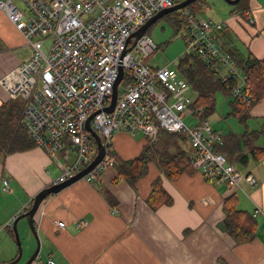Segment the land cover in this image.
Wrapping results in <instances>:
<instances>
[{"label":"built area","instance_id":"2783aa9c","mask_svg":"<svg viewBox=\"0 0 264 264\" xmlns=\"http://www.w3.org/2000/svg\"><path fill=\"white\" fill-rule=\"evenodd\" d=\"M27 13L14 0H0V11L23 37L30 57L16 66L0 84L9 98L25 102L23 127L36 147L58 160L62 172L50 187L72 178L93 158L90 127L105 149L103 160L83 180L96 181L110 165L114 135L125 131L130 137L142 134L154 144L161 132L183 134L190 167L211 183L239 190L246 183H259L250 173L242 174L215 150L222 134L213 130L202 108L194 107L191 85L168 66L152 68L148 61L158 49L143 34L132 47L131 36L175 0H20ZM186 52L195 54L204 67L231 91L240 104L250 105L247 77L218 43L220 24L198 17L189 8L180 10ZM252 21V20H250ZM117 99L110 105L119 70ZM119 85L122 90L119 91ZM197 117L188 126L187 117ZM9 192L7 180L1 181ZM62 227L61 222L56 223ZM41 264H55L48 258Z\"/></svg>","mask_w":264,"mask_h":264},{"label":"crops","instance_id":"0c3cea01","mask_svg":"<svg viewBox=\"0 0 264 264\" xmlns=\"http://www.w3.org/2000/svg\"><path fill=\"white\" fill-rule=\"evenodd\" d=\"M241 2L231 10L223 4V16L215 20L221 25L216 33L217 41L226 52L249 51L262 59L264 0ZM218 4L214 10L219 14L222 6ZM22 6V11L27 13ZM29 57L30 49L23 37L0 11V80ZM9 99L0 84V105ZM256 108L259 111L254 113ZM249 115L260 118L263 124L264 100ZM199 121L197 118L194 125ZM247 125L242 134L233 132L224 120L223 129H215L223 130V156L233 165L242 166L243 170L236 167L242 174L254 176L259 183L256 188L246 183L241 184L242 190L211 183L192 168L170 180L159 170L157 156L134 190L116 180L114 167L108 166L93 183L82 179L42 202L33 219L39 252L32 264H41L48 258L55 264H264V157L255 161L250 154L252 147H264V134L253 139L242 137L261 128L252 130ZM148 145L152 144L142 134L130 137L125 131H119L114 135L112 152L128 161ZM158 149L161 148L157 143L154 150ZM62 157L63 153L58 160L53 159L36 146L0 155V264L10 263L17 257L11 225L27 211L34 196L50 187L61 174ZM157 177L173 203L153 211L145 199L151 191V182ZM3 179L9 184V192L1 189ZM101 189L109 192L111 202L100 193ZM230 195H235L239 210L248 212L256 220L255 238L250 242L235 244L225 231L222 206ZM57 222L63 226L59 227ZM17 227L25 235L24 219L18 221ZM31 252L18 264H24Z\"/></svg>","mask_w":264,"mask_h":264},{"label":"trees","instance_id":"16d2710c","mask_svg":"<svg viewBox=\"0 0 264 264\" xmlns=\"http://www.w3.org/2000/svg\"><path fill=\"white\" fill-rule=\"evenodd\" d=\"M177 3L179 2L175 4ZM194 6L195 3L186 8L191 9L195 13L193 10ZM163 18L169 24L176 25L179 29H182L184 26L180 18V11L167 14ZM152 26L148 28L145 35H148L149 29ZM226 53L238 66L240 73L247 77L246 86L251 98L250 105L238 103L231 96L229 90H225L224 85L220 83L216 76L204 67L203 63L195 54L185 55L183 59L180 57L176 70L191 85L192 91L196 95L193 105L196 108H202L200 118L208 119L215 112L216 94L221 91L231 99L228 101L229 112L227 116L235 118L239 124L246 126L247 121L250 119L249 113L251 109L264 100V57L258 59L249 51L245 54L231 51H227ZM24 106L25 102L19 98L9 99L0 105V155L23 152L36 146L26 133L22 124ZM263 134L264 123L257 132L244 133L242 137H251L253 139ZM179 142L188 146L183 134L161 132L155 143H158L161 149L154 150L155 144L145 146L136 158L128 161H123L111 152L109 154V166L114 167L117 174L116 180L125 182L135 190L136 183L148 174L150 163L158 156V167L161 173L167 179L175 180L184 172L191 169L188 160L189 153L181 148ZM214 147L218 153L223 155V147H225L223 145V135L221 144H217ZM91 150L94 157L96 153L94 141ZM250 154L255 161L260 160L264 157V147H252ZM229 163L233 164L232 161H229ZM244 164V162L241 163V165ZM99 191L105 199L111 202L109 192L105 191V189ZM145 203L153 211L161 206L172 205L173 199L162 187L159 177L151 182V191L146 197ZM30 207L31 204L27 211ZM222 209L225 215L223 220L225 231L235 244H244L255 238L256 220L248 212L241 211L237 208L235 195H230L224 199ZM220 264L223 263L221 262Z\"/></svg>","mask_w":264,"mask_h":264},{"label":"rangeland","instance_id":"374dc122","mask_svg":"<svg viewBox=\"0 0 264 264\" xmlns=\"http://www.w3.org/2000/svg\"><path fill=\"white\" fill-rule=\"evenodd\" d=\"M14 3L18 6L19 9L23 10V6L20 0H14ZM218 3H220V5L222 6V9H221L222 12H219V14L217 11L214 10V8L219 5ZM241 3H244V2H241ZM223 4L228 10L234 9V7L236 6V5L230 6L223 0H200L195 3L196 8L194 10H196L199 14H201V16L205 18L206 20L212 21L215 24H219V23H216L215 20H218L219 16H223ZM240 5L241 4H239L237 7H239ZM148 35L153 39V41L158 46V49L155 51L153 56L148 61L149 65L152 67L162 68V67L168 66L170 68H176L177 64L179 63L180 57L181 59H183L185 55H190L189 53L186 52L184 38H183L184 36L183 28L179 29L177 28L176 25L169 24L166 20H164V18L159 19L156 23L153 24V26L149 29ZM121 90H122V85H119V91ZM229 92L231 93V91ZM190 96L196 99V95L193 93V91L190 94ZM230 100L231 99L229 96L224 95L221 91H219L216 94L215 112L210 117H208L207 120L210 123L211 128L213 130H216L215 128L223 129V120H224L229 124L230 127H232L231 130L233 132L235 133L240 132L242 134L245 130V126L240 125L235 118L227 116L229 112L228 101ZM258 111H259V108H256L254 110V113ZM196 119L197 117L186 118L185 123L188 126H192L193 124L196 123ZM246 124H248L247 125L248 128H252V130H257L260 128L262 124V120H260V118L252 117L248 120ZM221 132L223 133V130ZM180 146L182 149L186 150L188 153L192 152L191 149L186 144L180 143ZM236 167L239 170H243V167L240 165L239 167L236 165ZM17 231H18V235L20 239L21 248H22V258H21V261L19 262L21 263L23 262L24 257H26V254L30 250H32V252L30 253V256L34 253L36 249V241L33 238L30 230L28 229L27 224H26L25 235L23 234L22 231H19L18 227H17ZM14 241H15V238H14ZM15 245H16V242H15Z\"/></svg>","mask_w":264,"mask_h":264},{"label":"water","instance_id":"95a60500","mask_svg":"<svg viewBox=\"0 0 264 264\" xmlns=\"http://www.w3.org/2000/svg\"><path fill=\"white\" fill-rule=\"evenodd\" d=\"M197 1H200V0H184L180 3L175 4L173 7L169 8V9L162 10L159 13H157L155 16H153L149 21H147L138 31H136L131 36V38L129 39V40H132L131 46L133 47L135 45L136 41L139 38H141V36L143 34H145V32L148 30V28L150 26H152L154 23H156L159 19H161L162 17H164L167 14L180 11V10L186 8L187 6L196 3ZM223 1L226 2L228 5L234 6V5L238 4L241 0H223ZM122 76H123V70L120 69L118 79L114 85L113 94H112V97L110 99V105L104 109V111L106 113H111L113 111V108H114V105H115V102L117 99V85L119 84ZM93 116L94 115H92L86 123V129L91 134V136L95 142V145H96V153H95L92 161L90 162V164L85 169L81 170L80 172H78L76 175H74L72 178L68 179L67 181L60 183L56 186L44 188L41 191H39L34 196L30 209L28 211H26L23 215H21L20 217H18L17 219L14 220L11 227H12V232H13L15 242L17 245L18 253H17V257L13 261H11L10 263H7V264H17L21 261V258H22V248H21V244H20L18 231H17L18 221L21 219L25 220L28 229L30 230L33 238L36 241V249H35L34 253L25 262V264H32L36 260L38 252H39V239H38L37 232H36V229L34 226V221H33L34 215L36 214L39 206L42 204V202L48 196L55 195V194L59 193L61 190H63L64 188L72 185L73 183H76L77 181L82 180L85 175H87L90 171H92L103 160V158L105 156L104 146L102 145L98 135L90 127V121L93 118Z\"/></svg>","mask_w":264,"mask_h":264}]
</instances>
